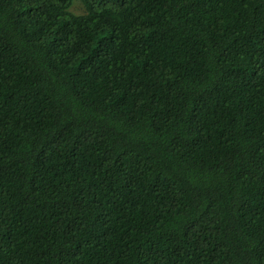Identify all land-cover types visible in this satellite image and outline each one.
<instances>
[{
  "label": "trees",
  "instance_id": "trees-1",
  "mask_svg": "<svg viewBox=\"0 0 264 264\" xmlns=\"http://www.w3.org/2000/svg\"><path fill=\"white\" fill-rule=\"evenodd\" d=\"M0 264H264V0H0Z\"/></svg>",
  "mask_w": 264,
  "mask_h": 264
},
{
  "label": "rangeland",
  "instance_id": "rangeland-1",
  "mask_svg": "<svg viewBox=\"0 0 264 264\" xmlns=\"http://www.w3.org/2000/svg\"><path fill=\"white\" fill-rule=\"evenodd\" d=\"M72 11H74L75 13H81L83 12L82 6L79 2H74L73 6H72Z\"/></svg>",
  "mask_w": 264,
  "mask_h": 264
}]
</instances>
